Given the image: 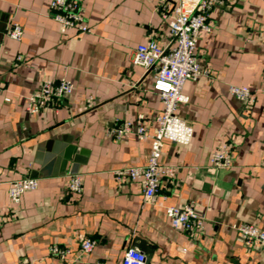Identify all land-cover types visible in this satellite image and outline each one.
I'll return each mask as SVG.
<instances>
[{"label": "crops", "instance_id": "0c3cea01", "mask_svg": "<svg viewBox=\"0 0 264 264\" xmlns=\"http://www.w3.org/2000/svg\"><path fill=\"white\" fill-rule=\"evenodd\" d=\"M50 1L0 0V264H120L137 238L150 246L147 264H264V246L247 245L236 229L264 230V0L212 9V31L197 49L210 75L185 83L189 101L177 109L193 137L164 142L161 162L176 172L151 199L114 172L148 163L151 140L135 122L143 116L152 133L163 104L155 69L135 64L134 54L149 39L171 47L162 9L176 0H78L87 34L63 32ZM12 23L23 28L20 40L6 36ZM47 79H66L73 92L29 113V96ZM231 85L249 87L254 102L239 101ZM125 121L133 128L118 137ZM225 144L233 165L216 169L211 155ZM70 173L82 177L80 195L68 189ZM27 176L38 187L11 203L10 182ZM188 203L204 219L197 235L173 228L166 214ZM82 236L96 241L88 254ZM53 246L69 249L66 260Z\"/></svg>", "mask_w": 264, "mask_h": 264}, {"label": "built area", "instance_id": "2783aa9c", "mask_svg": "<svg viewBox=\"0 0 264 264\" xmlns=\"http://www.w3.org/2000/svg\"><path fill=\"white\" fill-rule=\"evenodd\" d=\"M225 0H176L172 6L162 9V15L170 26L172 45L168 50L162 48L156 40L149 39L140 44L134 54V63L146 69H155L154 90L159 94L163 104L158 116V126L152 133L142 124L143 116L135 122L137 133L142 138L151 140L150 156L144 166H129L115 170L119 180L140 182L146 199H151L159 190L164 177H173L176 168L161 162L164 142L189 144L192 140L194 128L177 114L178 106L187 103L189 96L184 93V85L188 80L198 81L208 77L210 72L202 68L198 60V41L202 32H211L210 14L214 6L221 5ZM50 10L53 19L58 22L63 32L68 28L78 34L91 32V27L82 12L78 0H51ZM8 38L20 40L23 28L12 23L6 32ZM19 59V58H18ZM4 89L3 86H1ZM72 82L66 79L44 80L39 89L33 92L27 102L29 113H37L43 108L51 106L73 92ZM230 93L241 102H254L253 91L247 86L231 85ZM131 121H125L113 133L118 137L128 133L133 128ZM211 165L216 169H230L233 165V153L230 145L225 144L211 155ZM68 189L71 193L80 195L83 191L82 177L78 173H70ZM39 179L31 176L12 180L9 185V199L18 204L22 196L38 187ZM166 214L170 218L173 228L197 235L204 230V219L195 211L192 203L182 207L167 206ZM240 236L249 246H264V230L249 223L236 226ZM80 249L83 253H90L96 241L82 236ZM69 249L53 246L51 254L66 260ZM88 264H103L101 261ZM120 264H147V256L136 247L125 249Z\"/></svg>", "mask_w": 264, "mask_h": 264}, {"label": "water", "instance_id": "95a60500", "mask_svg": "<svg viewBox=\"0 0 264 264\" xmlns=\"http://www.w3.org/2000/svg\"><path fill=\"white\" fill-rule=\"evenodd\" d=\"M134 247H136L137 249H139L140 251H142L143 253H147L149 252V248L150 246H148L147 242L145 240L139 239L137 238L133 244ZM151 253V251H150ZM149 258L147 257V262H148Z\"/></svg>", "mask_w": 264, "mask_h": 264}]
</instances>
